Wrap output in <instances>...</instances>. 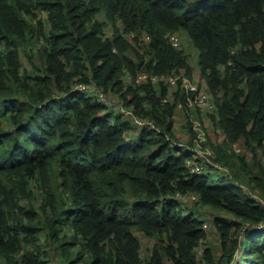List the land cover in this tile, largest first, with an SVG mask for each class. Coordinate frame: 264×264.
<instances>
[{"label": "trees", "instance_id": "16d2710c", "mask_svg": "<svg viewBox=\"0 0 264 264\" xmlns=\"http://www.w3.org/2000/svg\"><path fill=\"white\" fill-rule=\"evenodd\" d=\"M167 32L200 51L218 100L209 116L251 152L238 161L254 194L189 172L165 88L125 81L126 70L193 72ZM36 39L42 65L24 68L21 48ZM76 83L120 96L156 128ZM224 147L217 159L229 162ZM178 192L198 195L186 214ZM201 205L230 216L210 222L221 251L216 260L208 242L210 264H264V0H0V264H200Z\"/></svg>", "mask_w": 264, "mask_h": 264}, {"label": "built area", "instance_id": "2783aa9c", "mask_svg": "<svg viewBox=\"0 0 264 264\" xmlns=\"http://www.w3.org/2000/svg\"><path fill=\"white\" fill-rule=\"evenodd\" d=\"M42 13L44 12L42 11ZM127 35L131 38H136L138 36L134 31ZM165 37L174 47L182 50L185 48L184 38L181 33L167 32ZM141 38L143 40H149L150 36L144 35ZM124 78L128 84L136 87L148 85L158 94H161L165 88V94L162 95V102L175 104V108L182 109L186 112L192 135L188 140L179 139L178 144L183 146L186 149L185 153L188 154L186 166L189 172L208 174L207 170L209 167H214L215 170L218 171L225 170L223 164L214 158L216 152L214 147L210 144V130L202 117V114L206 116L217 114L218 100L216 95L210 90L208 83H203L204 76L201 72H192L189 74L185 69L174 68L169 72L149 73L147 71H141L133 75L131 71L126 70ZM72 90L88 91L92 93L110 109H114L124 116L132 118L133 123L138 127L148 125L156 128L152 119L144 118L135 113L132 106H129L120 96L107 93L96 85L76 83ZM143 90L144 89H140V92L144 95L146 93H144ZM235 150L237 153H245L248 158H251V152L247 150L241 142L236 143ZM176 197L181 207L185 210L184 214L188 213V204L198 200V195L195 192H178ZM204 226L207 227V224L205 223ZM207 237L200 238L195 248L197 254L201 257L200 264L209 263L204 258L208 247ZM142 263L144 264L145 262L143 261Z\"/></svg>", "mask_w": 264, "mask_h": 264}, {"label": "rangeland", "instance_id": "374dc122", "mask_svg": "<svg viewBox=\"0 0 264 264\" xmlns=\"http://www.w3.org/2000/svg\"><path fill=\"white\" fill-rule=\"evenodd\" d=\"M47 27H49L47 25ZM112 32V31H111ZM187 37V39H185ZM184 38V46H185V41H186V47L189 49V53L190 51H194L196 54V58L195 55H189L192 59H194V63L197 67H200V61H199V56H200V51L198 50V48L196 47L193 39L191 36H185ZM188 41V42H187ZM31 42V47L34 49H30V44L28 47L27 45L22 46L21 48V53H22V60H23V66L25 67H32L33 64L32 62H35L38 66L42 65V58H41V53H40V49H42L43 44L41 45V43L38 41V39L36 40H32ZM193 50H192V48ZM203 119L205 120L207 126L209 125V119L207 118V116L205 114H202ZM217 129L212 131V137L215 140L218 139L219 140H223L225 141V147L224 149L227 151V155L229 157V162H227L226 160L221 161L220 159H217V151L216 155H215V159L219 162H221L225 168V170H215L214 167H209L208 168V174H211L212 180L211 182L218 184L219 182L222 185H227V186H231L234 190H236L237 192H239L241 195H243L244 197L246 196H250V192L254 194V190H252V184L248 178V174L246 173V171H244L243 169L240 168V162L238 161V153L236 152V144L230 142L229 140H226V130L223 127L222 129H219V126H216ZM184 128V127H183ZM129 137H134L135 131L129 132ZM176 134V133H175ZM177 135V134H176ZM178 136V135H177ZM247 157V156H246ZM251 190V191H250ZM38 202H40V199L38 200ZM38 202L36 203V205H39ZM196 208V206H195ZM187 209H191V205L189 207H187ZM200 216L207 221V225L209 224V229H208V237L207 240L209 242V245H211L212 247H214L213 252L214 255L216 257V260L220 259V253L221 251L219 250V236L218 233H216V231L214 230V228L212 227V225L210 226V222L213 221L216 216L220 215L223 216L224 218H230V216L224 214L221 211H218L216 209H214V207L208 206V205H201V209L199 211ZM41 240L43 242H45V238L42 237ZM145 244L147 245L146 250L148 251V249L150 248L149 246H151L154 243V240L152 239H144ZM145 250V246L143 248V256H145L146 253ZM61 255V254H60ZM237 255V253H236ZM88 257V255L86 256V258ZM54 263L53 264H70L69 261H67V259H65L63 256L58 257V258H54ZM167 264H171L170 261L166 262ZM234 260H233V264H234ZM76 264H86L84 261L80 262V263H76ZM209 264V263H208ZM236 264H244L243 261L237 262Z\"/></svg>", "mask_w": 264, "mask_h": 264}, {"label": "crops", "instance_id": "0c3cea01", "mask_svg": "<svg viewBox=\"0 0 264 264\" xmlns=\"http://www.w3.org/2000/svg\"><path fill=\"white\" fill-rule=\"evenodd\" d=\"M182 34V36L183 37H185L186 36V34H183V33H181ZM188 36V35H187ZM185 39H187V37L185 38ZM188 42V41H187ZM192 48V47H191ZM185 50H184V52L186 53V54H189V55H195V58H196V54H195V52L194 51H190V53H189V49L186 47V41H185V48H184ZM192 50H193V48H192ZM193 58V57H192ZM192 58H190L189 60L191 61V63H192V65H193V72H197V73H202L203 74V72H202V70L200 69V67H197L196 65H195V63H194V59H192ZM203 76H204V79H203V83H207V80H206V76L203 74ZM174 118H175V127H174V131H175V133L178 135V138L179 139H182V140H188L190 137H191V135H192V132H191V129H190V126L188 125V121H187V115H186V112L184 111V110H182V109H175V114H174ZM207 118L209 119V125H208V128H209V130H210V136H211V139H210V143H212V144H214V148L217 146V145H219V142H218V139L217 140H215V142H214V139H213V137H212V131L213 130H216L217 129V127H216V125H215V122L213 121V119L209 116V115H207ZM184 127V128H183ZM134 128H136V127H134ZM219 129H222V128H220L219 127ZM223 130V129H222ZM134 131H135V135L134 136H138L139 135V131L137 130V129H134ZM224 131V130H223ZM220 141V140H219ZM192 204L193 203H190V204H188V207L191 205V207H192ZM190 210V209H189ZM191 210H192V208H191ZM146 239V238H145ZM149 239V238H148ZM54 263V261L53 262H51V264H53Z\"/></svg>", "mask_w": 264, "mask_h": 264}]
</instances>
